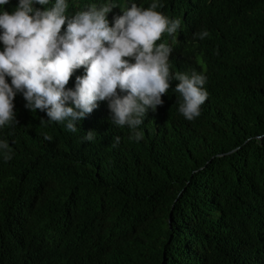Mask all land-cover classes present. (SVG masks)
<instances>
[{
  "label": "trees",
  "instance_id": "obj_1",
  "mask_svg": "<svg viewBox=\"0 0 264 264\" xmlns=\"http://www.w3.org/2000/svg\"><path fill=\"white\" fill-rule=\"evenodd\" d=\"M160 3L178 64L207 78L200 116L167 104L137 141L99 107L72 133L18 104L0 128L4 264H264V0Z\"/></svg>",
  "mask_w": 264,
  "mask_h": 264
},
{
  "label": "clouds",
  "instance_id": "obj_2",
  "mask_svg": "<svg viewBox=\"0 0 264 264\" xmlns=\"http://www.w3.org/2000/svg\"><path fill=\"white\" fill-rule=\"evenodd\" d=\"M15 2L0 0V128L19 123L14 108L24 100L50 122L67 121L72 133L102 108L108 122L127 126L137 141L144 135L139 126L167 104L189 121L200 116L207 78L202 69L178 64L173 43L181 21L159 11L160 0L101 1L68 13L67 0H19L11 11L7 6ZM34 3L47 7L34 9ZM94 138L88 131L83 139ZM0 151L5 162L12 159L7 140H0Z\"/></svg>",
  "mask_w": 264,
  "mask_h": 264
},
{
  "label": "water",
  "instance_id": "obj_3",
  "mask_svg": "<svg viewBox=\"0 0 264 264\" xmlns=\"http://www.w3.org/2000/svg\"><path fill=\"white\" fill-rule=\"evenodd\" d=\"M172 220V218H170V221Z\"/></svg>",
  "mask_w": 264,
  "mask_h": 264
}]
</instances>
